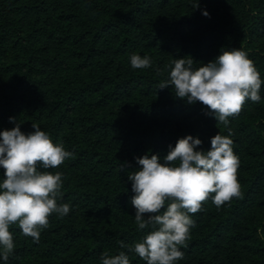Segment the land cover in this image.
I'll return each instance as SVG.
<instances>
[{
  "label": "trees",
  "instance_id": "obj_1",
  "mask_svg": "<svg viewBox=\"0 0 264 264\" xmlns=\"http://www.w3.org/2000/svg\"><path fill=\"white\" fill-rule=\"evenodd\" d=\"M234 48L264 81V0H0V131L19 123L28 134L38 124L73 153L48 170L63 173L58 203L70 212L51 215L39 242L11 225L15 248L0 264H102L106 251L146 264L119 244L151 230L135 223L127 173L145 154L163 162L188 135L210 150L229 128L242 198L219 209L209 198L191 214L175 264H264V83L261 100H247L228 128L207 106L158 89L175 58L190 56L199 68ZM133 54L152 67L133 69Z\"/></svg>",
  "mask_w": 264,
  "mask_h": 264
},
{
  "label": "clouds",
  "instance_id": "obj_2",
  "mask_svg": "<svg viewBox=\"0 0 264 264\" xmlns=\"http://www.w3.org/2000/svg\"><path fill=\"white\" fill-rule=\"evenodd\" d=\"M199 4L196 5V8ZM208 16L205 11L203 13ZM133 69L152 67L148 56L133 54ZM190 56L175 58L169 79L161 81L158 89L171 86L176 97L194 105L207 106L209 115L226 128L229 117L237 116L245 102L261 100L264 81L248 54L239 49L222 50L214 61L193 68ZM10 122L16 118L10 117ZM25 134L20 124L0 131V166L5 169L0 180V259L7 262L15 244L10 226L18 224L22 234L39 242L49 217H64L70 212L69 203H58L62 197L63 173L48 171L59 168L73 153L62 142L53 143L38 124ZM228 135L211 138L210 150H197L199 138L188 135L169 145L163 162L159 155L145 154L137 158L138 170L127 173L132 182L131 204L136 209L135 223L139 230L151 229L138 242L120 247L139 256L146 264H175L184 257L181 248L187 247L190 229L194 226L191 214L202 209L211 198L219 209L233 198H242L237 179L239 158L233 151ZM124 165L120 164V171ZM102 264H130L124 251L102 254Z\"/></svg>",
  "mask_w": 264,
  "mask_h": 264
}]
</instances>
